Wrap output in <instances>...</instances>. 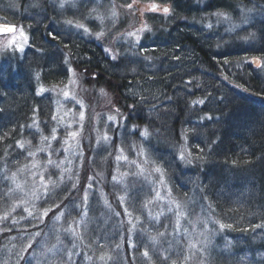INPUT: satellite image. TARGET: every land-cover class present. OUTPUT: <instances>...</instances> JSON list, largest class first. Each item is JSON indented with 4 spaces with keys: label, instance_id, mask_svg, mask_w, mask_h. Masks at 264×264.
<instances>
[{
    "label": "trees",
    "instance_id": "obj_1",
    "mask_svg": "<svg viewBox=\"0 0 264 264\" xmlns=\"http://www.w3.org/2000/svg\"><path fill=\"white\" fill-rule=\"evenodd\" d=\"M48 1L27 17L30 46L23 58L0 65V195L7 187L3 177L23 168L27 150L51 134L53 102L40 89L64 84L71 67L90 94L111 96L127 143L144 142L140 132L147 128L148 145L141 149L147 160L162 169L175 196L195 200V209H205L219 230V245L228 253L221 252L217 264L264 261V245L253 246L264 239V228L256 227L264 225V76L246 62L264 58V33L246 48L238 38L247 32L232 38L217 24L218 12L238 19L239 7L264 8V0H88L68 10ZM134 1L169 5L172 16L146 15L139 43L115 45L137 21L124 10ZM121 7L124 14L115 23L109 9ZM66 21L86 26L88 34ZM255 29L252 23L250 31ZM100 32V39L92 36ZM201 99L203 105L194 103ZM118 143L111 141L106 159H87L85 177L100 182L97 171L104 167L111 179ZM3 199L0 214L12 208ZM8 224L0 225V244L7 242ZM89 236L72 264H82L85 251L97 246Z\"/></svg>",
    "mask_w": 264,
    "mask_h": 264
},
{
    "label": "rangeland",
    "instance_id": "obj_2",
    "mask_svg": "<svg viewBox=\"0 0 264 264\" xmlns=\"http://www.w3.org/2000/svg\"><path fill=\"white\" fill-rule=\"evenodd\" d=\"M85 1L88 0H49L48 3L61 10H68ZM94 1L95 4L99 2ZM62 2L63 7L60 6ZM43 3L44 0H0V24L18 23L16 34L0 36V65L6 60L23 58L30 46V34L25 25L27 17L34 10L40 11ZM154 5L134 1L128 9H124L128 16L137 17V21L132 20L128 24L122 40H113L115 45L134 47L139 43L129 33H136L141 40L146 30V15L155 14L165 18L172 16L171 6L158 4L160 8L157 11H150ZM164 7L169 8V14L163 13ZM105 12L100 11L101 22L106 19ZM109 12L115 23L124 14L122 7L117 10L111 8ZM5 15L10 16L12 21L7 20ZM225 16H217V24L219 22L232 38L247 32L248 36L238 38L246 48L254 42V35L264 33V8L260 5L239 7V15H235L238 19L229 14ZM96 19L93 16V21ZM252 19L255 34L250 31ZM75 25H69L70 29L88 34L89 30L84 31L86 26L77 28ZM92 36L96 37L93 33ZM260 59V64L264 65V58ZM250 60L246 61L247 64ZM69 71V78L64 84L43 88L44 91L40 92V95H48L53 102L55 119L51 134L45 136L32 152L27 150L28 163L23 168L3 177L7 187L3 185L0 197L10 200L12 208L0 214V225L9 220L7 230L10 231L8 236L5 235L7 242L3 239L0 244V264H17L21 255L30 258L32 264H72L73 258L86 248L89 235L97 246L85 251L82 264L220 262L222 253L227 254L228 249L220 247L219 230L214 227L208 212L202 208L196 210L193 206L195 200L182 202L172 192L164 174L161 176L154 171L159 166L150 163L141 151L143 146L148 145L147 138L139 145L132 138L130 143L126 142L129 140H125L128 134L123 135L124 121L111 96L97 98V95L90 94L78 73L71 67ZM257 72L264 76V68L259 67ZM109 117H115V120ZM53 129L56 139H52ZM72 132L78 135L72 138ZM134 132L132 128L131 133ZM114 138L119 143L111 179L106 178L104 167L102 173L97 171L99 175L102 174L100 182H96L92 175L85 177L88 174L85 165L87 159L91 158L92 161L95 156L106 159ZM92 139L97 142L90 147ZM118 155L126 156L127 160H117ZM49 160L54 163L49 164ZM140 168L143 172H140ZM41 179L47 185V195H42L44 187ZM82 187V191H79ZM178 211L184 214L179 227L176 226ZM157 216L158 221L155 219ZM160 232L164 235H159ZM0 233L4 232L0 230ZM28 244L35 247V252L28 248ZM263 245L264 239L253 244L256 247ZM144 252H148L147 257L143 255ZM262 263L264 261H260Z\"/></svg>",
    "mask_w": 264,
    "mask_h": 264
},
{
    "label": "snow or ice",
    "instance_id": "obj_3",
    "mask_svg": "<svg viewBox=\"0 0 264 264\" xmlns=\"http://www.w3.org/2000/svg\"><path fill=\"white\" fill-rule=\"evenodd\" d=\"M60 6H61V7L64 6L63 2L61 3ZM149 10H150V11H157V8H156L155 6H152V7H150ZM162 11H163V13L166 14V15L169 14V12H170L169 8H167V7H164V8L162 9ZM113 14L115 15V13H113ZM217 15H218V16H225V14H223V13H219V12L217 13ZM225 19H228V17L225 16ZM66 23H68L69 25H71L73 22H72V21H66ZM75 26H76L77 28H84V26H83L82 24H79V23H77ZM207 27H208V28H211L212 25H211V24H208ZM148 30L150 31V29H148ZM0 31H6V32H8V33H13V32L16 31V29H15L14 27H7V28H4V29H0ZM84 31H85V32H88V29H87V28H84ZM21 35H23V32H21ZM95 35H96V38H97V39H100V38L104 35V33H103V32H100V33H96ZM129 35H130V36H135V37H136V41L139 42V40H140V36H139V35H137L136 33H129ZM20 50L23 51V48H21ZM113 58H115V57H113ZM253 63H256L258 67L264 68V65L260 64L257 60H253ZM38 78H39V77L37 76V79H38ZM40 91L42 92V91H44V89L41 88ZM64 95L67 96L68 93L65 92ZM221 99H222V98H221ZM194 103H198V104H200V105H203V104L205 103V101H204L203 99H201V100L196 101V102H194ZM117 111H118V110H117ZM53 119H55V117H53ZM109 119H111V120H115V117H109ZM207 119L212 120L213 118H212L211 116H208ZM77 135H78V134H77L76 132H72V133H70V136H71L72 138H75ZM140 135H141L142 137L147 138L148 135H149V132H148L147 128H145L142 132H140ZM45 139H47V138H45ZM52 139H56V136H55V129H53ZM104 139L107 140L108 137L105 136ZM65 143L67 144L68 141L66 140ZM22 146H23V145L21 144V147H22ZM122 151H123V150H121V152H122ZM141 154H143V153L141 152ZM30 155H31V153H30ZM180 158L183 159V156H181ZM116 159H117V160H121V159L127 160V157H126V156H123V155H118V156L116 157ZM48 163H49V164H53L54 162L51 161V160H49ZM133 163H135V162L133 161ZM56 166L59 167V165H56ZM137 167L139 168V165H137ZM154 171L157 172V173H160L161 176H163V171H162V169H161L160 167H156V168L154 169ZM140 172H143V169H142V168H140ZM124 175H127V173H124ZM49 183H52V182L49 181ZM161 183H163V181H161ZM41 184H42L43 187H44V191H43L42 195H47V185L44 184L43 179H41ZM89 187H91V185H89ZM84 199H85V201L87 200V193H85V195H84ZM157 199H159V193H157ZM69 203L71 204L72 202L70 201ZM179 207H180V206L177 205V208H178V209H179ZM183 215H184V214H183L182 211H178V212H177V219H176V226H177V227H179L180 219H181V217H182ZM37 218L39 219V217H37ZM155 219L158 221V220H159V216L155 217ZM225 227L230 228L231 225L220 224V228H221V229H223V228H225ZM256 227L264 228V225H256ZM159 235L163 236L164 233H163V232H160ZM153 240H155V237H153ZM36 244L39 245V241H37ZM133 246H134V245H133ZM192 247H195V245H192ZM28 248L31 249L33 252H35V250H36L35 247H33L32 244H28ZM143 255H144L145 257H147V256H148V252H144ZM20 261H23V264H32V260H31L30 258H26V257H24L23 255L20 256V258L18 259L17 264H20Z\"/></svg>",
    "mask_w": 264,
    "mask_h": 264
},
{
    "label": "water",
    "instance_id": "obj_4",
    "mask_svg": "<svg viewBox=\"0 0 264 264\" xmlns=\"http://www.w3.org/2000/svg\"><path fill=\"white\" fill-rule=\"evenodd\" d=\"M155 7L158 8V6H155ZM7 27H14L16 29V31L13 32V33H8L6 31H0V36H12V35L16 34V32H17V26L16 25L0 24V29H4V28H7ZM254 60H257V59H254ZM257 61L260 63L259 60H257ZM252 64L255 67H258L256 63H253V60H252Z\"/></svg>",
    "mask_w": 264,
    "mask_h": 264
}]
</instances>
